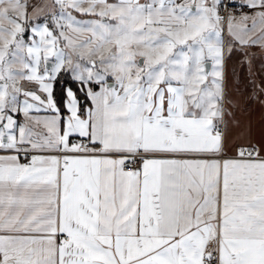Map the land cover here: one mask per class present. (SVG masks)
Here are the masks:
<instances>
[{"label":"snow or ice","instance_id":"1","mask_svg":"<svg viewBox=\"0 0 264 264\" xmlns=\"http://www.w3.org/2000/svg\"><path fill=\"white\" fill-rule=\"evenodd\" d=\"M257 45L264 0H0V264H264L225 82Z\"/></svg>","mask_w":264,"mask_h":264},{"label":"crops","instance_id":"2","mask_svg":"<svg viewBox=\"0 0 264 264\" xmlns=\"http://www.w3.org/2000/svg\"><path fill=\"white\" fill-rule=\"evenodd\" d=\"M225 82L232 114L228 157H234L235 145L264 144V48L237 47L230 56L226 53Z\"/></svg>","mask_w":264,"mask_h":264},{"label":"rangeland","instance_id":"3","mask_svg":"<svg viewBox=\"0 0 264 264\" xmlns=\"http://www.w3.org/2000/svg\"><path fill=\"white\" fill-rule=\"evenodd\" d=\"M41 2V0H29V4L30 5H35V4H39ZM32 8L29 7V12L31 13ZM25 87L31 88L33 87L31 84H28L27 82H23Z\"/></svg>","mask_w":264,"mask_h":264},{"label":"built area","instance_id":"4","mask_svg":"<svg viewBox=\"0 0 264 264\" xmlns=\"http://www.w3.org/2000/svg\"><path fill=\"white\" fill-rule=\"evenodd\" d=\"M228 11H230V12H238V9H229Z\"/></svg>","mask_w":264,"mask_h":264}]
</instances>
